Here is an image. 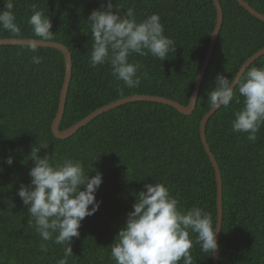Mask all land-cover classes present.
Returning <instances> with one entry per match:
<instances>
[{
  "label": "trees",
  "instance_id": "1",
  "mask_svg": "<svg viewBox=\"0 0 264 264\" xmlns=\"http://www.w3.org/2000/svg\"><path fill=\"white\" fill-rule=\"evenodd\" d=\"M244 1L264 15V0ZM101 2L14 0L13 12L22 36L0 30V40H39L27 23L30 6L35 4L51 19L54 36L50 41L71 52L72 78L60 130L132 96L164 97L188 106L217 24L213 0H112L123 8L121 15L128 7L135 8L138 20L159 14L165 35L176 46L175 53L164 61L151 54L130 57L141 65V84L134 89L117 81L109 65H89L87 20ZM219 2L224 21L192 115L165 104L133 102L98 116L69 138L59 139L52 124L66 74L63 52L38 47L35 54L44 60L35 65L30 46L0 45V158L14 159L11 166L0 163V264H57L64 257L63 245L43 241L34 226L28 227V209L17 195L21 184L31 182L29 171L35 166L31 153L39 145V155L52 157L54 164L71 158L82 162L86 175L103 174L96 193L97 201L102 202L100 209L82 221L67 264H115L110 246L145 184H166L181 208L200 207L218 221L215 169L200 132L201 122L210 112L207 93L215 88L217 74L231 79L264 49V21L236 0ZM3 9L4 0H0ZM252 66H264V55ZM241 106L233 102L218 110L206 125L223 182L218 264H264V126L254 143L245 134L234 133L231 122ZM191 253L194 264H213V256L199 246L194 245Z\"/></svg>",
  "mask_w": 264,
  "mask_h": 264
},
{
  "label": "clouds",
  "instance_id": "2",
  "mask_svg": "<svg viewBox=\"0 0 264 264\" xmlns=\"http://www.w3.org/2000/svg\"><path fill=\"white\" fill-rule=\"evenodd\" d=\"M28 18L33 37L39 38L30 46L34 53L31 63L40 65L44 57L38 52L40 41H50L54 34L51 19L35 4ZM14 0H4L0 10V30L14 37H21V27L16 23L13 12ZM112 0H102L99 9L88 17L91 51L89 65L97 68L109 65L111 75L128 89L138 88L141 65L130 57L151 56L162 61L175 53L174 41L165 35L159 14L147 15L138 20L134 7L125 9ZM124 94V89H119ZM238 93V94H237ZM210 112L228 108L233 102L242 105L235 111L231 122L234 133L246 135L250 142L258 140L264 126V66H252L243 75L231 79L217 74L216 86L207 93ZM191 103L199 100L193 96ZM41 146L33 147L31 157L35 166L29 171L30 184H21L17 195L28 209V227L43 241H53L64 246V257L57 264H67L73 256L71 243L79 238L82 221L99 211L102 202L96 193L103 183V174H85L79 160L65 158L54 164L52 157L39 155ZM9 166L14 163L12 156L0 163ZM2 171V169H0ZM143 191L136 194L133 211L129 212L125 225L119 230L115 243L110 246L111 259L115 264H194L191 250L199 246L207 256H214L219 249L217 233L219 223L200 207L183 209L164 183L145 184ZM34 221V225H33ZM46 252L47 248L42 245Z\"/></svg>",
  "mask_w": 264,
  "mask_h": 264
},
{
  "label": "water",
  "instance_id": "3",
  "mask_svg": "<svg viewBox=\"0 0 264 264\" xmlns=\"http://www.w3.org/2000/svg\"><path fill=\"white\" fill-rule=\"evenodd\" d=\"M240 6L245 8L249 13H251L253 16L257 17L260 20L264 21V15L255 10L249 3H247L244 0H236ZM213 3L215 5V8L217 10V24L215 27V30L212 34V40L208 49V52L206 54V57L203 61V65L199 71V75L197 78V82L195 85V89L193 91L192 97L195 96L198 99L199 91L203 82L204 75L206 73V70L208 68L209 62L211 60V57L213 55L215 46L218 41V37L223 25L224 21V14H223V9L221 7V4L219 0H213ZM38 40H32V39H2L0 40V45H19V46H31L33 43H36ZM38 47H46V48H55L63 52L65 60H66V74H65V80L64 84L62 87L61 91V96H60V101H59V108L57 115L53 121L52 124V131L53 134L59 138V139H67L74 135L78 130H80L82 127L86 126L88 123L93 121L95 118L98 116L107 113L119 106L128 104V103H133V102H141V101H148V102H154V103H160V104H165L172 106L176 110H178L180 113L184 115H192V113L196 109L195 103H189L188 106H184L180 104L179 102H176L171 99H167L164 97H158V96H149V95H143V96H132L128 98L121 99L119 101L113 102L110 105L104 106L103 108L99 109L98 111L94 112L93 114L89 115L87 118L84 120L80 121L79 123L75 124L71 128L61 131L60 130V124L62 121V118L65 113V107H66V102H67V96H68V91L71 83V78H72V70H73V59L71 52L67 49L66 46H64L61 43H56V42H51V41H40L38 43ZM264 55V49L261 51L257 52L254 56L249 58L242 66L241 70L239 71L238 74L243 75L244 72L247 71V69L261 56ZM209 112L202 120L201 122V139L202 143L204 145V148L209 155V158L213 164V167L215 169V174H216V180L218 184V201H217V206H218V221L219 223V229L217 233V243L219 245V240H220V235H221V230L223 226V182H222V176H221V170L219 167V164L212 153L210 146L208 144L207 136H206V125L209 119L217 112ZM219 250V249H218ZM218 252L213 256V264H218Z\"/></svg>",
  "mask_w": 264,
  "mask_h": 264
}]
</instances>
